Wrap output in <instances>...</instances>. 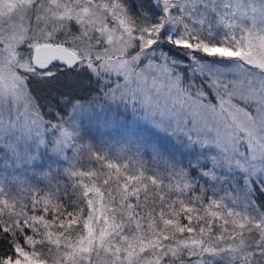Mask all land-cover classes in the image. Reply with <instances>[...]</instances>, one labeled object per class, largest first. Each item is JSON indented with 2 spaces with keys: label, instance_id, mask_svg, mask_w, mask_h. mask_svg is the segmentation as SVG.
Returning <instances> with one entry per match:
<instances>
[{
  "label": "rangeland",
  "instance_id": "obj_1",
  "mask_svg": "<svg viewBox=\"0 0 264 264\" xmlns=\"http://www.w3.org/2000/svg\"><path fill=\"white\" fill-rule=\"evenodd\" d=\"M154 2L161 12L158 22L137 27L123 18L115 0H0V210L16 209L21 226L30 228L27 236L38 230L46 246V255L23 247L0 264H159L181 250L195 255L193 264H236L233 241L210 245L192 236L173 241L125 229L107 196L108 173L93 168L90 152L130 167L136 163L130 152L139 145L167 156L168 185L182 193L190 186L191 193L206 198L204 208L212 215L251 219L264 233V216L243 191L252 177L264 192V0ZM163 29L198 53L187 55L196 79L181 80L180 64L178 74L149 46ZM90 40L93 52L114 59L100 65L113 74L131 61L132 70L121 72L122 87L101 98L108 117L76 102L79 107L52 122L53 128L59 125L56 132L33 126L30 121L39 114L23 85L24 76L37 68L33 49L52 44L86 56ZM202 87L213 102L202 96ZM127 100L137 108L131 119L113 122L111 112ZM161 110L170 117L167 122H161ZM54 172L65 173L85 200L79 238L62 235L35 216L34 206L54 210L58 201Z\"/></svg>",
  "mask_w": 264,
  "mask_h": 264
},
{
  "label": "trees",
  "instance_id": "obj_2",
  "mask_svg": "<svg viewBox=\"0 0 264 264\" xmlns=\"http://www.w3.org/2000/svg\"><path fill=\"white\" fill-rule=\"evenodd\" d=\"M115 1L119 5L123 18L133 26H151L160 18L161 12L154 0ZM92 44L90 40L85 47L87 58L73 51L76 54V60L67 65H76V68L70 71H60L64 65H54L51 71L58 72V75L48 86H42L40 80V77H47L51 74L49 71L39 70L44 68L37 67L33 72L24 76L23 85L29 105L38 114L40 109L37 107V99L40 105L45 107V117H39L40 119L46 118L57 122L60 120L58 117L65 114L76 102L85 105L94 113L102 114L104 118L108 117L107 109L103 107L101 98H104L108 91L115 87V82L121 83V72L124 69L132 70L131 61L129 64L119 65L113 74L100 65L103 61L105 64L114 59L107 55H97L91 49ZM149 46L160 57L163 55L166 62L175 65L178 68V74L181 69L182 75H179L181 80L189 75L196 79L194 70L189 64V56H187L189 53L196 52L193 50L188 52L186 48L172 41L167 36L166 29L155 36L149 42ZM213 58L215 57L212 56L211 59ZM129 59L137 61V58ZM178 64H180V69L177 67ZM97 77L101 82H98ZM117 77L120 79L117 80ZM109 80L114 83L105 87ZM29 86H31V92ZM202 89L204 90L202 96L207 98V101L213 102L212 94L208 89L204 87ZM61 95L69 103L57 104L56 99ZM54 96L56 99L53 98ZM120 103L121 109L111 112L113 122L117 124L131 119V113L137 109L132 101L127 100ZM49 107L53 113L51 115L47 112ZM90 154L95 162L93 168L97 165L108 173L112 188L107 191V196L125 220V229L128 232L140 228L158 239L168 238L173 241L192 236L198 240L204 238L210 241V245L212 243L218 245L229 240L236 243L238 247L236 264L240 262L242 264H264V233L261 226L251 219L228 220L224 216H214L204 208L206 198L199 192L191 193L189 186V190L182 193L174 186L168 185L166 180L168 166L165 163L167 156L160 149L152 145H139L135 152H130L131 157L136 158V163L130 167L107 158L102 152H90ZM86 170L91 171L88 168ZM191 171L192 169H189L188 173ZM52 181L58 198L54 210L45 205L34 206L35 216L38 222L46 227L62 235L79 238L84 229L85 200L80 193L73 191L71 180L65 173L54 172ZM186 191L190 192L189 195H186L188 194ZM243 191L248 202L257 209L261 216H264V192L260 183L250 177ZM20 218L22 217L16 209H9L8 212L0 210V260L13 257L16 250L23 247L46 255L44 242L37 238L39 231L34 230L27 236V230L30 228L22 227ZM194 258L195 255L194 257L188 256L187 252L181 250L180 254L174 258H160L159 264H193Z\"/></svg>",
  "mask_w": 264,
  "mask_h": 264
},
{
  "label": "snow or ice",
  "instance_id": "obj_3",
  "mask_svg": "<svg viewBox=\"0 0 264 264\" xmlns=\"http://www.w3.org/2000/svg\"><path fill=\"white\" fill-rule=\"evenodd\" d=\"M59 61L53 60L51 61L49 64H47L45 66L44 69H39L40 71H49L51 74L47 77H40V80L42 82V86H48L53 82V78L56 77L58 75V72L56 71H51L53 66L58 64ZM76 65H64L63 68L60 69V71H70L72 68H76ZM31 79V77H30ZM99 81V78H96ZM120 78L117 77V80H119ZM112 83H114L113 81L109 80L108 84H105V87H109ZM127 80L124 81V85H127ZM122 87V85L118 82H115V87L112 88L113 92H116L117 90H119ZM31 86H29V91L31 92ZM54 99H56V97H53ZM56 103L57 104H66L69 103L68 100H65L64 96L61 95L58 99H56ZM37 107L40 109L39 112V116L35 119H33L32 121H30V123L35 126L38 127L40 125H43V127L45 128V130L47 131V129L51 128L52 132H56L57 128L59 127V125H57L56 128L52 127V121L51 120H47L45 119H40L39 117H45V107L40 105L39 100L37 99ZM79 107L78 104H73V109ZM47 112L49 115L53 114L51 108H47ZM152 115H155V113H152ZM160 117H161V122H167V120L170 118L168 115H166L162 110L160 111ZM58 119H62V117H58ZM2 119H0V124H2ZM179 123V120L177 121Z\"/></svg>",
  "mask_w": 264,
  "mask_h": 264
},
{
  "label": "water",
  "instance_id": "obj_4",
  "mask_svg": "<svg viewBox=\"0 0 264 264\" xmlns=\"http://www.w3.org/2000/svg\"><path fill=\"white\" fill-rule=\"evenodd\" d=\"M31 59L36 67L45 68L53 60L59 61L57 65L71 64L75 62L76 54L64 47L41 44L33 49Z\"/></svg>",
  "mask_w": 264,
  "mask_h": 264
}]
</instances>
